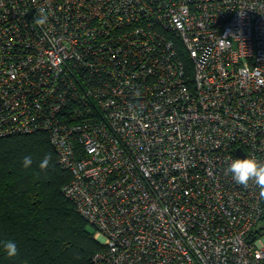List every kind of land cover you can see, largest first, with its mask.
I'll use <instances>...</instances> for the list:
<instances>
[{"label": "built area", "instance_id": "1", "mask_svg": "<svg viewBox=\"0 0 264 264\" xmlns=\"http://www.w3.org/2000/svg\"><path fill=\"white\" fill-rule=\"evenodd\" d=\"M38 132L90 264H264L225 174L264 163V0H0V138Z\"/></svg>", "mask_w": 264, "mask_h": 264}, {"label": "trees", "instance_id": "2", "mask_svg": "<svg viewBox=\"0 0 264 264\" xmlns=\"http://www.w3.org/2000/svg\"><path fill=\"white\" fill-rule=\"evenodd\" d=\"M46 154L50 163L41 170ZM25 156L33 161L28 168ZM69 179L45 133L0 138V264H90L100 247L93 227L62 194ZM6 241L16 243V256L7 257Z\"/></svg>", "mask_w": 264, "mask_h": 264}, {"label": "clouds", "instance_id": "3", "mask_svg": "<svg viewBox=\"0 0 264 264\" xmlns=\"http://www.w3.org/2000/svg\"><path fill=\"white\" fill-rule=\"evenodd\" d=\"M47 21L46 16H41L35 20L37 25H43ZM51 156L46 154L39 163V168L45 170L48 168ZM32 158L25 156L22 160V166L28 168L32 164ZM230 173L232 179L237 185L248 187L249 182H252L259 189V196L264 198V163L257 162L256 159L248 157L244 159H233L225 169V174ZM3 250L8 258L17 255V245L13 241L3 242Z\"/></svg>", "mask_w": 264, "mask_h": 264}, {"label": "water", "instance_id": "4", "mask_svg": "<svg viewBox=\"0 0 264 264\" xmlns=\"http://www.w3.org/2000/svg\"><path fill=\"white\" fill-rule=\"evenodd\" d=\"M235 155H236V157L238 159H244V158H246L245 154L243 153V151L241 149H236Z\"/></svg>", "mask_w": 264, "mask_h": 264}]
</instances>
